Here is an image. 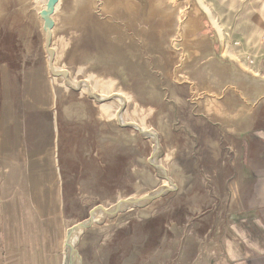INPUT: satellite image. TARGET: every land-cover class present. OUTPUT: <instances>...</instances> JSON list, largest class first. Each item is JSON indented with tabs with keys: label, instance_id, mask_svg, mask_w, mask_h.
<instances>
[{
	"label": "rangeland",
	"instance_id": "1",
	"mask_svg": "<svg viewBox=\"0 0 264 264\" xmlns=\"http://www.w3.org/2000/svg\"><path fill=\"white\" fill-rule=\"evenodd\" d=\"M46 1L0 0V138L24 121L51 133L75 181L66 185V230L96 208L176 186L83 227L75 241L82 264H213L232 217L229 179L248 151L230 117L264 99V0H128L125 14L122 3L99 12L103 0H60L52 64L40 15ZM50 69L109 100L95 103ZM220 99L229 118L210 123L203 107ZM117 113L158 135V173L173 181L153 168L150 138L118 126Z\"/></svg>",
	"mask_w": 264,
	"mask_h": 264
},
{
	"label": "crops",
	"instance_id": "2",
	"mask_svg": "<svg viewBox=\"0 0 264 264\" xmlns=\"http://www.w3.org/2000/svg\"><path fill=\"white\" fill-rule=\"evenodd\" d=\"M261 98L230 117L234 132L247 136L248 151L229 179L226 210L232 217L213 264H264V138L249 133L264 135ZM224 104L220 99L202 113L210 123L222 124L229 118ZM50 134L24 121L0 138V264H66L63 202L66 185L75 181H69Z\"/></svg>",
	"mask_w": 264,
	"mask_h": 264
},
{
	"label": "water",
	"instance_id": "3",
	"mask_svg": "<svg viewBox=\"0 0 264 264\" xmlns=\"http://www.w3.org/2000/svg\"><path fill=\"white\" fill-rule=\"evenodd\" d=\"M57 3L59 5L60 0H47L45 6L40 11V15L43 19V26L46 34L45 46L49 52V60L51 64L55 58L54 50L51 47L50 41L53 36V27H54L53 14L57 9L55 8ZM98 8L100 12V7L98 6ZM71 68L73 71H75L74 66H72ZM50 73L52 74V76H55L56 78H64L66 82L74 84L76 88L79 90V92H81L83 95L93 100L95 103H105L106 101L109 100L107 97L104 98L98 97L93 91L82 89V85H80L81 82L71 77L69 73H66L64 71H56L54 69H50ZM111 98H114V96H112ZM115 120L118 126L124 128H132L136 130L141 137L150 138V140L154 144L153 159H152L153 168L156 170L157 174L164 180L173 181L172 178L168 177L165 173H161V174L158 173V171L161 169L160 164L158 163L160 156V144H159L158 135L154 131L145 129L134 122L122 120L119 116V113L116 114ZM175 187L176 186H173L171 189H167L163 192H159L158 194L149 197L128 196L125 202H123L119 206L114 208H105L103 210L92 212L86 218L70 225L69 228L67 229L66 240H65L66 260H67L66 263L68 262V264H82L80 262V257L78 255L77 249L76 248L73 249L69 247V240L74 236V234H76L79 231V229L82 230L83 227L90 225L100 219L113 218L121 213L128 212L136 208L138 204H142V205L151 204L153 201L165 197L171 190L175 189Z\"/></svg>",
	"mask_w": 264,
	"mask_h": 264
},
{
	"label": "bare ground",
	"instance_id": "4",
	"mask_svg": "<svg viewBox=\"0 0 264 264\" xmlns=\"http://www.w3.org/2000/svg\"><path fill=\"white\" fill-rule=\"evenodd\" d=\"M93 1H95V0H93ZM102 1V0H101ZM103 2H104V4L100 7L101 9H107L108 8V10L110 11L111 9H112V4L115 6L117 3H119V4H121L122 3V6L124 7V9L122 10L124 13L123 14H125L126 12H128V10H131V9H133V6L131 5V3L128 1V0H103ZM105 5H107V6H105ZM3 7H5V6H3ZM112 11V10H111ZM21 12V11H20ZM120 13H121V11H120ZM122 14V13H121ZM1 17H2V15H1ZM0 17V18H1ZM17 17V16H16ZM128 17H129V15H128ZM188 21L189 22H191L192 21V19H190V18H188ZM193 22V21H192ZM196 22V21H195ZM194 23V22H193ZM194 25V24H193ZM103 26H105V27H107L108 29H114L113 27H114V25H113V23L110 21V20H108V19H106L105 21H104V23H103ZM189 26H191V25H189ZM116 31H118L119 32V28H117V29H115ZM196 48H197V50H198V52L201 54V56L204 54V46L203 45H197L196 46ZM208 50V49H207ZM200 56V57H201ZM198 59V58H197ZM59 60V59H58ZM190 60V59H189ZM193 60V59H192ZM196 60V59H195ZM54 61L56 62L57 61V59L56 58H54ZM53 61V62H54ZM191 62V61H190ZM194 62V61H193ZM194 65V64H193ZM202 65V64H201ZM187 67V66H186ZM188 68V67H187ZM199 70V69H198ZM191 74V73H190ZM189 75V74H188ZM196 78V77H195ZM94 83V82H93ZM95 84V83H94ZM205 85V84H204ZM206 86H207V83H206ZM210 87V86H209ZM209 87H207V88H209ZM95 88V87H94ZM93 88V89H94ZM112 91V90H111ZM218 92V91H217ZM215 94V93H214ZM118 101V100H117ZM219 104V103H218ZM103 109H105V110H109V106L108 107H106V106H104L103 107ZM107 115V114H106ZM166 169V168H165ZM135 172V171H134ZM172 186V185H171ZM173 187V186H172ZM167 189H171L170 187H162V188H160L159 190H157L156 192H154L152 195H155V194H158L159 192H163V191H165V190H167ZM151 195V196H152ZM115 206H112V207H110V208H114ZM103 209H105V208H96V209H94L92 212H95V211H98V210H103ZM81 233V229H79V231L76 233V234H74V236L69 240V247L70 248H73V249H75V241H76V239L78 238V236H79V234Z\"/></svg>",
	"mask_w": 264,
	"mask_h": 264
},
{
	"label": "built area",
	"instance_id": "5",
	"mask_svg": "<svg viewBox=\"0 0 264 264\" xmlns=\"http://www.w3.org/2000/svg\"><path fill=\"white\" fill-rule=\"evenodd\" d=\"M261 37L264 39V31H263V33H262Z\"/></svg>",
	"mask_w": 264,
	"mask_h": 264
}]
</instances>
